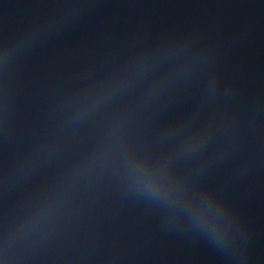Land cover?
<instances>
[{
	"label": "water",
	"instance_id": "water-1",
	"mask_svg": "<svg viewBox=\"0 0 264 264\" xmlns=\"http://www.w3.org/2000/svg\"><path fill=\"white\" fill-rule=\"evenodd\" d=\"M0 264H264V0H0Z\"/></svg>",
	"mask_w": 264,
	"mask_h": 264
}]
</instances>
